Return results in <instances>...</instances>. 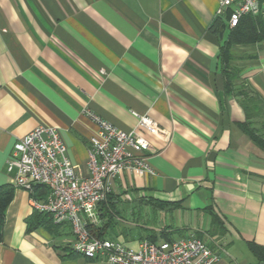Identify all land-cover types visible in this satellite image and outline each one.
<instances>
[{
	"label": "crops",
	"instance_id": "obj_1",
	"mask_svg": "<svg viewBox=\"0 0 264 264\" xmlns=\"http://www.w3.org/2000/svg\"><path fill=\"white\" fill-rule=\"evenodd\" d=\"M219 7L218 0H0V188L13 187L0 264H108L76 254L67 224L32 229V193L15 188L7 171L17 140L49 125L87 176L97 131L90 114L146 138L155 171L117 177L101 217L90 221L104 239L136 249L162 236H195L220 253L217 264H260L249 245L264 247V152L240 129V97L226 94L220 54L232 9ZM259 13L264 19V0ZM232 54L241 70L235 85L264 99V40ZM138 116L162 133L140 128Z\"/></svg>",
	"mask_w": 264,
	"mask_h": 264
},
{
	"label": "built area",
	"instance_id": "obj_2",
	"mask_svg": "<svg viewBox=\"0 0 264 264\" xmlns=\"http://www.w3.org/2000/svg\"><path fill=\"white\" fill-rule=\"evenodd\" d=\"M261 1L218 0L219 14L232 9L229 27L235 28L243 16L260 12ZM90 117L97 131L90 138L87 176L77 174L59 130L40 125L14 145L7 164V171L15 172L13 186L30 194L37 185L46 187L47 199H32V207L49 214L55 225H69L75 237L74 252L88 260L108 264H217L220 253L195 236L145 240L133 249L92 233L90 221L96 220L99 206L112 195L118 176H154L155 171L149 163L151 144L146 138L136 130L123 132L94 114ZM138 118L140 128L151 134L162 133L152 119Z\"/></svg>",
	"mask_w": 264,
	"mask_h": 264
},
{
	"label": "trees",
	"instance_id": "obj_3",
	"mask_svg": "<svg viewBox=\"0 0 264 264\" xmlns=\"http://www.w3.org/2000/svg\"><path fill=\"white\" fill-rule=\"evenodd\" d=\"M228 29V37L221 47L220 54L226 94H235L240 97V103L246 115V122L239 125L240 129L250 138L256 147L264 152V99L244 85L238 87L235 85L236 81L240 79L241 70L231 65L235 59L232 54L234 47L252 45L264 40V19L261 13L256 15L248 14L241 18L235 28L228 27ZM46 190V187L37 185L33 188L32 197L37 200L38 195L46 194L48 191ZM12 198L13 187L6 186L0 188V244L3 241L6 211ZM100 212L102 211L98 209L97 216L99 217L102 215ZM34 215L32 221H30L32 229L42 223L53 224L52 217L49 214L36 212ZM90 230L96 236L103 238L94 225H90ZM150 241L156 242L155 240ZM249 248L260 264L264 263V247L252 243L249 245Z\"/></svg>",
	"mask_w": 264,
	"mask_h": 264
},
{
	"label": "water",
	"instance_id": "obj_4",
	"mask_svg": "<svg viewBox=\"0 0 264 264\" xmlns=\"http://www.w3.org/2000/svg\"><path fill=\"white\" fill-rule=\"evenodd\" d=\"M226 27L225 26H223V29H225ZM221 37H223V32L221 33ZM261 264H264V263H261Z\"/></svg>",
	"mask_w": 264,
	"mask_h": 264
},
{
	"label": "rangeland",
	"instance_id": "obj_5",
	"mask_svg": "<svg viewBox=\"0 0 264 264\" xmlns=\"http://www.w3.org/2000/svg\"><path fill=\"white\" fill-rule=\"evenodd\" d=\"M174 237H175V236H174ZM159 238H160V237H159ZM160 239H161V240H162V239L166 240V238H165L164 236H162V238H160Z\"/></svg>",
	"mask_w": 264,
	"mask_h": 264
}]
</instances>
